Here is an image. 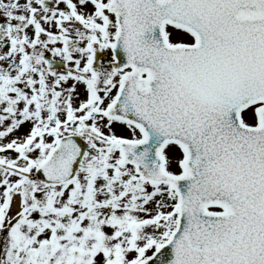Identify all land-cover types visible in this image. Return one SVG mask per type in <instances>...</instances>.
<instances>
[{
    "label": "snow or ice",
    "instance_id": "6c2138e0",
    "mask_svg": "<svg viewBox=\"0 0 264 264\" xmlns=\"http://www.w3.org/2000/svg\"><path fill=\"white\" fill-rule=\"evenodd\" d=\"M0 264H264V0H0Z\"/></svg>",
    "mask_w": 264,
    "mask_h": 264
}]
</instances>
